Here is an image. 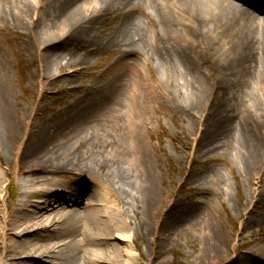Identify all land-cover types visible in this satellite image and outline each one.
Segmentation results:
<instances>
[{
    "label": "bare ground",
    "instance_id": "bare-ground-1",
    "mask_svg": "<svg viewBox=\"0 0 264 264\" xmlns=\"http://www.w3.org/2000/svg\"><path fill=\"white\" fill-rule=\"evenodd\" d=\"M144 4L155 16L145 13ZM263 4L264 0H12L7 5L0 0V20L32 33L45 95H50V85L73 79L80 66L106 51L125 54L142 49L149 60L158 61L165 91L171 93L184 80L194 98L188 107L191 117L207 114L200 149L210 151L209 146L230 140L238 130L239 146L255 163L264 150ZM67 57L70 71L57 73ZM131 65L139 64L134 60ZM128 76L122 71L102 90L92 87L103 93L101 98L70 103V110L63 107L44 129L35 127L34 112L26 110V120L36 130L26 132L14 166L0 163V264H149L159 257L164 233L159 242L160 237L152 241L153 249L148 246L145 259L135 246L140 234L132 232V226L140 232L147 225L149 235L158 219L159 179L139 136L130 137L127 147L135 167L147 170L137 171L141 174L137 183L118 167L113 155L103 161L89 157L79 164L78 155L65 159L75 143L111 140L104 135L109 128L120 130L123 134L118 136L124 138L129 130L141 127L142 92L132 90ZM10 82L0 51L3 152H13L18 143L11 142L18 105L13 104ZM237 90L256 104L250 117L242 120L225 95ZM215 92L223 100L221 109L217 105L211 110L208 101ZM104 165L107 174L99 179L94 173ZM13 170L20 189L15 205L4 195ZM166 217L160 231L175 227L171 216ZM248 258L236 256L226 264H264V257Z\"/></svg>",
    "mask_w": 264,
    "mask_h": 264
},
{
    "label": "rangeland",
    "instance_id": "rangeland-1",
    "mask_svg": "<svg viewBox=\"0 0 264 264\" xmlns=\"http://www.w3.org/2000/svg\"><path fill=\"white\" fill-rule=\"evenodd\" d=\"M11 1L6 0L7 5ZM30 33L26 28L17 29L10 20H0V51L11 76L12 101L18 105L16 132L11 138L13 144L14 140L18 143L13 152H3L0 148L3 167L16 164L29 129H44L50 118L62 113L63 107L67 110L72 102L81 105L97 96L101 98L103 93L94 92L92 87L102 90L103 85L115 82L117 75L127 70V79L134 86L132 90L142 92L140 106L144 114L141 127L129 130L124 138L118 136L123 132L109 128L104 135L111 140L75 143L73 153L65 159L78 155L79 164L89 157L103 161L113 155L120 163L118 167L126 169L137 183L147 170L135 167V157L127 147L130 137L139 136L159 179V205L155 212L158 219L151 226V234L148 235L147 225L142 226L140 232L132 226V232L140 234L135 246L147 259L148 246L153 249L152 241L160 237L159 242L160 233L166 235L160 243L159 257L149 264H226L236 256L247 261H250L249 256L264 257V150L258 161L252 162L243 146H239L238 130L230 140L209 146L210 151L200 149L205 129L202 124L207 120V114L192 118L189 112L194 98L185 88V81L177 83L171 93L166 92L165 81L158 72V61L141 55L142 49L125 54L106 51L88 65L80 66L81 71L73 79L50 85L48 92L51 93L45 95L39 83L40 56L30 41ZM127 55L129 57H125ZM134 60L139 65L130 67ZM67 62L69 57L63 61V69L56 72H69V66H65ZM225 95L237 117L241 120L250 117L256 105L254 100L238 90ZM222 100L223 96L215 92L214 98L208 101L209 108L221 109ZM26 110L34 112L35 127L31 120H26ZM107 171L104 165L94 175L102 179ZM137 171H143L140 177ZM13 172L6 178L4 195L15 205L20 198V189L16 171ZM181 214L185 217L177 221ZM167 215L171 216L175 227L168 232L160 231Z\"/></svg>",
    "mask_w": 264,
    "mask_h": 264
}]
</instances>
